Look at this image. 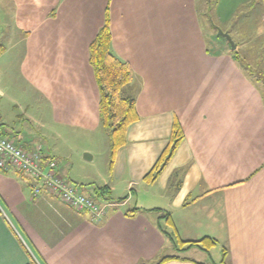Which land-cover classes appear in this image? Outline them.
I'll return each instance as SVG.
<instances>
[{
  "label": "crops",
  "instance_id": "obj_1",
  "mask_svg": "<svg viewBox=\"0 0 264 264\" xmlns=\"http://www.w3.org/2000/svg\"><path fill=\"white\" fill-rule=\"evenodd\" d=\"M0 15V79L16 86L8 102L37 136L2 122V112L0 132L39 143L83 191L71 168L82 157L56 143L102 157L89 193L107 187L99 200L118 204L94 223L60 199H34L25 177L0 170V264H208L186 255L215 247L222 264H264V91L231 49L208 48L197 0H0ZM107 19L113 52L133 70L126 91L139 115L112 166L90 62ZM176 121L185 138L149 179ZM205 238L215 244L188 243Z\"/></svg>",
  "mask_w": 264,
  "mask_h": 264
},
{
  "label": "rangeland",
  "instance_id": "obj_2",
  "mask_svg": "<svg viewBox=\"0 0 264 264\" xmlns=\"http://www.w3.org/2000/svg\"><path fill=\"white\" fill-rule=\"evenodd\" d=\"M197 3L208 48L213 53L220 52L222 48L231 49L232 55L236 57L239 64L242 66L245 64L251 67L252 71L250 73L253 74L256 79L260 71L264 73V5L262 0H197ZM2 23V27L6 28L4 19L2 15H0V27ZM219 30L228 32L231 35L233 41L237 45L236 50H233L229 41L220 35ZM253 72H255V74ZM261 87L264 91V85H261ZM15 90L16 86L12 87V90H10L8 84L3 82V79H0V96L5 94L4 98L0 99L2 122H5L13 128L15 127L22 130L29 136L36 137L37 129L32 122L22 119L19 116L20 111H16L8 102L9 100L6 95L8 96L9 94L11 98H14L15 93H17ZM121 94L125 96L124 90L121 91ZM37 145H39V143L35 146ZM56 146L63 151V156L68 153H73L74 156L78 155L79 157L80 155V157H82V160H79V158L74 160L75 163L73 167H67L64 160L62 165L64 170H69L71 167L74 174L81 178H85V181H79V184H84L82 186L85 188V193L95 196L93 192L90 191L91 193H89L91 189H89L90 186L88 182L98 177L104 166V159L99 157L96 161H89L85 158V153L81 155L80 151H78V153L72 151L73 143L70 142L67 143L64 141L62 143L58 141ZM24 148L30 149L33 147ZM186 256L196 259L201 258L208 264H222V251L220 247L211 249L209 253L203 252L201 257L193 252Z\"/></svg>",
  "mask_w": 264,
  "mask_h": 264
},
{
  "label": "trees",
  "instance_id": "obj_3",
  "mask_svg": "<svg viewBox=\"0 0 264 264\" xmlns=\"http://www.w3.org/2000/svg\"><path fill=\"white\" fill-rule=\"evenodd\" d=\"M90 62L95 71L100 90L101 123L108 131L111 141L112 166L117 150L126 143V132L128 127L132 123L139 120V115L136 109V99L129 95L126 91V88L133 81L134 73L131 66L127 62L121 60L113 52L112 34L109 19H107L105 25L101 28L90 46ZM243 66L255 83L264 85V73H261L262 71L259 72V76L256 79L255 76L250 73L252 71L251 67L245 64H243ZM253 73L255 74V72ZM122 90H124L125 96L121 94ZM184 138L185 134L183 128L181 124L176 121L173 126V132L170 138L169 146L164 151L147 178L152 180H156L158 178L175 154ZM109 192L110 190L107 187H102L96 189L95 195L97 197H101L104 194H109ZM165 219V225L170 227L172 224L170 216L167 215ZM188 243H190V246H200L199 244H207V247L209 244H215V241L205 238L198 242ZM170 258L171 257L164 258L162 262L167 261ZM28 264L40 263L36 261V259L31 258Z\"/></svg>",
  "mask_w": 264,
  "mask_h": 264
},
{
  "label": "built area",
  "instance_id": "obj_4",
  "mask_svg": "<svg viewBox=\"0 0 264 264\" xmlns=\"http://www.w3.org/2000/svg\"><path fill=\"white\" fill-rule=\"evenodd\" d=\"M58 162L37 145L27 149L0 132V170L16 171L30 182L34 199L47 196L60 199L78 213H88L94 223L102 222L118 206L101 202L71 180L60 175Z\"/></svg>",
  "mask_w": 264,
  "mask_h": 264
},
{
  "label": "water",
  "instance_id": "obj_5",
  "mask_svg": "<svg viewBox=\"0 0 264 264\" xmlns=\"http://www.w3.org/2000/svg\"><path fill=\"white\" fill-rule=\"evenodd\" d=\"M219 33H220V35H222L223 37H225V38L229 41V43H230L231 46H232V49H233V50H236L237 45H236L235 42L233 41L231 35H230L228 32H223V31H221V30H219Z\"/></svg>",
  "mask_w": 264,
  "mask_h": 264
}]
</instances>
